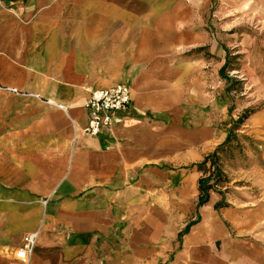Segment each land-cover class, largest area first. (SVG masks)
Wrapping results in <instances>:
<instances>
[{
  "label": "crops",
  "instance_id": "1",
  "mask_svg": "<svg viewBox=\"0 0 264 264\" xmlns=\"http://www.w3.org/2000/svg\"><path fill=\"white\" fill-rule=\"evenodd\" d=\"M201 5L0 0V264H264L217 217L206 220L219 197L196 208L197 183L181 169L200 162L209 130L186 127L178 75L163 70ZM118 83L131 89L128 111L86 136L89 93ZM213 138L216 147L225 136ZM171 208L199 221L181 236L186 223L171 228ZM221 212L238 228L236 210ZM35 232L22 263L15 254Z\"/></svg>",
  "mask_w": 264,
  "mask_h": 264
},
{
  "label": "rangeland",
  "instance_id": "2",
  "mask_svg": "<svg viewBox=\"0 0 264 264\" xmlns=\"http://www.w3.org/2000/svg\"><path fill=\"white\" fill-rule=\"evenodd\" d=\"M189 26L191 28L184 33L185 48L171 49L165 58L171 63V69L163 71L170 72L171 80H174L172 75H178L177 89L185 99L186 127H192L195 120L210 131L203 130V135L207 133V136L203 138L200 162L215 149L217 140L213 137L219 141L225 136L231 103L234 105L233 119L246 109H259L236 132L231 147L217 157L220 176L210 195H217L218 202L226 203L227 207L211 211L206 220L211 222L214 216L217 217V222L232 237L243 242L242 247H251L255 254L264 253V242L250 237L258 234L264 239V0H202L201 13ZM225 62L224 75L233 82H227L219 74ZM227 88H230L229 92ZM151 118L160 123L174 120L166 116ZM207 138L211 142L206 141ZM210 170L207 164L201 172L195 167L185 171L196 181L197 192L198 180ZM189 196L187 202L191 201ZM230 208L237 211L238 228L221 212ZM248 209L251 211L247 212ZM182 212L179 208H171V228L199 221L197 211L189 213L187 209ZM257 221L261 226H255L252 231L245 228ZM174 232L171 230V258L179 249L180 235L176 237ZM247 240L252 241L251 246Z\"/></svg>",
  "mask_w": 264,
  "mask_h": 264
},
{
  "label": "built area",
  "instance_id": "3",
  "mask_svg": "<svg viewBox=\"0 0 264 264\" xmlns=\"http://www.w3.org/2000/svg\"><path fill=\"white\" fill-rule=\"evenodd\" d=\"M131 101V89L126 84L118 83L107 88L92 90L83 104L87 119L83 133L93 137L112 129L116 118L128 111ZM59 107L64 109L63 106ZM37 239L36 232L28 234L17 250L15 258L26 263L34 251Z\"/></svg>",
  "mask_w": 264,
  "mask_h": 264
},
{
  "label": "trees",
  "instance_id": "4",
  "mask_svg": "<svg viewBox=\"0 0 264 264\" xmlns=\"http://www.w3.org/2000/svg\"><path fill=\"white\" fill-rule=\"evenodd\" d=\"M227 62L224 63L223 67L219 70V74L221 78L225 79L227 82H229L231 79L226 77L224 75V69L226 67ZM231 82H233L231 80ZM227 92H229L230 88L226 89ZM234 110V105L231 103L228 107V115L229 120L226 123L228 128L225 131V139L223 142H221L219 145L215 147L213 152L207 156L204 157L203 161L197 164H192L190 166H184L181 169H192L193 167L196 168L198 172H201L205 169L206 165L209 164L211 170L208 172V175H205L204 177H201L198 180V200L196 204V208H200L203 205L207 204L210 197V191L213 189L214 185H217V178L220 176V170L217 165V157L218 155L223 152L224 150L231 147V145L236 140V132L240 131L242 127L245 125V122L256 112L259 111V109H246L245 111L240 114L237 119H233L231 117V113ZM227 204L224 202H218L215 205V209H221L226 208ZM195 222H190L186 228L184 229L183 233H187L189 228L194 225Z\"/></svg>",
  "mask_w": 264,
  "mask_h": 264
}]
</instances>
